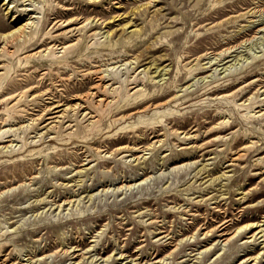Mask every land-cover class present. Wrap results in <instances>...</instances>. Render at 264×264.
Listing matches in <instances>:
<instances>
[{
  "label": "rangeland",
  "instance_id": "1",
  "mask_svg": "<svg viewBox=\"0 0 264 264\" xmlns=\"http://www.w3.org/2000/svg\"><path fill=\"white\" fill-rule=\"evenodd\" d=\"M29 17L0 57V264H264V0H0V36Z\"/></svg>",
  "mask_w": 264,
  "mask_h": 264
},
{
  "label": "bare ground",
  "instance_id": "2",
  "mask_svg": "<svg viewBox=\"0 0 264 264\" xmlns=\"http://www.w3.org/2000/svg\"><path fill=\"white\" fill-rule=\"evenodd\" d=\"M27 1V0H26ZM29 11H31V12H33V10H29ZM252 11H253V13L254 12H256L255 10H254V8L252 9ZM27 16V15H26ZM33 18H35V17H29L26 21H24V23L22 24V25H20V26H18L15 30H13L12 32H10V33H8L7 35H3V36H0V57H2V58H5V57H8V58H10V57H13V56H17V55H20V54H22V53H24L23 52V50H24V46L26 45V44H28L29 42H32L33 41V39H37V37H34V36H36L37 34H38V32H35L34 30H32V28H33V26H34V23L33 22H31V21H29V20H31V19H33ZM42 18V17H41ZM79 20V19H78ZM54 24H55V22H54ZM62 24V23H61ZM64 25L63 26H68L69 24H71L70 22H67V23H63ZM72 32V31H71ZM48 38V37H47ZM48 42H46V38H44L42 41H41V43H40V45L42 46V45H45V44H47ZM9 49H12V51H10ZM52 48H49V50H48V52L45 54V55H41L40 56V58L41 57H43V56H53V54L54 53H50V50H51ZM61 50H62V53L64 54L66 51H67V47H61L60 48ZM224 53V52H223ZM33 57V56H32ZM32 57L30 56V57H28V56H25L24 57V61H25V63H28L29 62V60L30 59H32ZM19 60V59H18ZM0 61H3V59H0ZM48 61H49V59H48ZM196 66V68L195 69H192L191 70V68H189L188 70H190L189 72H188V75H192L193 74V72H195V71H197L198 70V68H197V66H199V65H195ZM149 69V68H148ZM156 70H157V68H155V71H154V73L156 72ZM164 70V68H162L159 72H158V75L157 76H163V74H160V72L161 71H163ZM98 71H94L93 72V74H98L97 73ZM199 72H197V73H194V74H198ZM92 74V73H91ZM5 75V74H4ZM99 75V74H98ZM93 76V75H92ZM144 76H145V74H144ZM2 75H0V80L2 79ZM97 77V83L93 86V87H91L90 89H89V91L87 92V93H85V94H83V95H77V96H84V97H79L77 100H79V102H81V103H83V104H85V102H84V100L87 98V96H95L96 98H97V100H96V102H94V104H96V105H100V104H102V103H105L106 102V99L104 98V96H106L105 94H104V91H105V89L106 88H109V87H107V86H104V77L102 76V75H100V76H96ZM162 78V77H161ZM5 79V78H4ZM161 80V79H160ZM163 80V79H162ZM147 81H149V82H153V76L152 77H147L146 78V82ZM156 81V80H155ZM157 82V81H156ZM3 83V82H2ZM137 87V85H135L134 87H132V88H130V90H133V89H135ZM129 96H132L134 99H136L137 100V98L139 99L140 97H144V91H142V89H136L132 94H130ZM88 100V99H87ZM182 104L180 103L179 104V106H181ZM75 106V105H74ZM82 106H84V105H80L79 103H77L76 104V108L77 109H80V108H86V109H88L86 106L85 107H82ZM60 107H62V105L61 104H56V105H53V106H51L48 110H47V114L46 115H51L48 119H51V122H49V124H51V123H55V122H57L56 120L58 119V118H61V116H62V114H63V112H64V110L63 109H60ZM150 106H146V108L143 110V111H145L146 109H148ZM154 111H155V113H154V115H156V114H158L157 113V109H159L158 108V106L156 105V106H154ZM89 110V109H88ZM72 111V110H71ZM49 112V113H48ZM162 114H164L163 112H162ZM53 115V116H52ZM57 115V116H56ZM84 116V118H87V121H88V119H94V116H93V114L91 113V111H88V112H84V114H83ZM264 115V113H262L260 116L262 117ZM258 118V117H257ZM97 119V118H96ZM54 120V121H53ZM158 120V119H157ZM222 122V121H221ZM58 123V122H57ZM223 124H225V123H220V125H223ZM49 128H51V126H49ZM126 128H131V130H132V128H133V125H127V126H125V127H122L121 129H126ZM120 129V130H121ZM5 137H4V133H3V135H0V144H2V143H5V142H7V141H5V139H4ZM8 147V146H7ZM7 147H3V148H1V150L0 151H2V150H4L5 148H7ZM3 153H5V151L3 152ZM59 207V206H58ZM109 258V257H108ZM108 258H107V260H108ZM122 258V256L121 255H119V259H121ZM106 261V260H105ZM125 264H127V263H125ZM131 264H133V263H131Z\"/></svg>",
  "mask_w": 264,
  "mask_h": 264
}]
</instances>
